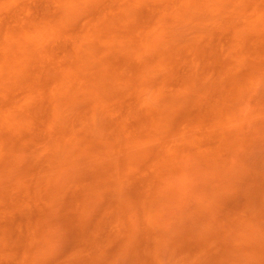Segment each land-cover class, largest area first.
<instances>
[{"label":"rangeland","instance_id":"rangeland-1","mask_svg":"<svg viewBox=\"0 0 264 264\" xmlns=\"http://www.w3.org/2000/svg\"><path fill=\"white\" fill-rule=\"evenodd\" d=\"M0 264H264V0H0Z\"/></svg>","mask_w":264,"mask_h":264}]
</instances>
